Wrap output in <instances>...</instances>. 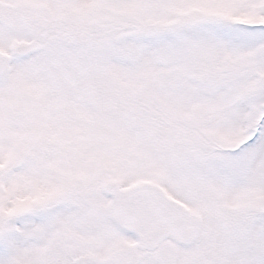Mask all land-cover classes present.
Segmentation results:
<instances>
[{
    "label": "snow or ice",
    "instance_id": "1",
    "mask_svg": "<svg viewBox=\"0 0 264 264\" xmlns=\"http://www.w3.org/2000/svg\"><path fill=\"white\" fill-rule=\"evenodd\" d=\"M0 264H264V0H0Z\"/></svg>",
    "mask_w": 264,
    "mask_h": 264
}]
</instances>
